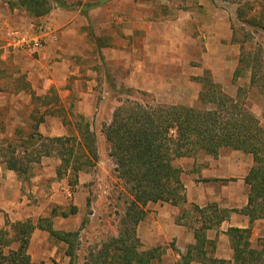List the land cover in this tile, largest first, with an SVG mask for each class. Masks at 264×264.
<instances>
[{
    "label": "rangeland",
    "instance_id": "obj_1",
    "mask_svg": "<svg viewBox=\"0 0 264 264\" xmlns=\"http://www.w3.org/2000/svg\"><path fill=\"white\" fill-rule=\"evenodd\" d=\"M149 4L146 12L152 22L167 25L170 22L169 26L174 28L172 30L165 25L167 28L162 31L167 34V42H162L165 43L162 51L168 54L169 73L176 71L179 77L181 72L184 77L174 91L166 94L156 92L146 97V92L128 81L132 63L123 58L107 63L106 59L110 56H107L106 49H102L100 53L91 50L73 62L72 75L59 79L60 82L49 85L40 78L32 83L35 90L31 89V93L14 97L0 94V169L5 167L2 156L9 155L13 148L19 155L26 154L24 157L28 155V158L37 159L41 155L26 174L12 177L13 184L17 185L15 193L20 196L19 203L24 205L15 212L34 223L38 218H50L54 229L78 233L74 241L75 259L71 260L65 255L67 246L64 243L36 232L29 248L31 257L38 263L84 264L89 253H95L124 229L131 228L132 224L125 222V213L134 197L133 192L126 182L127 178L117 170L110 157L103 135L104 126L110 123L115 108L134 107L143 102L154 106L191 107L201 112L213 110V105L199 101L197 93L202 85L193 80L207 74L224 94L234 98L236 109L246 108L264 130V0H151ZM19 15L29 20L25 12ZM116 43L122 52L125 39ZM149 50L153 60L155 51ZM241 58V73L234 79L233 74ZM13 67L9 63L4 66L6 74L16 72ZM155 67L153 62L149 65L150 69ZM252 73L256 74L255 84H251ZM114 85L118 90L114 89ZM42 116L49 117L47 121L52 122L58 117L63 137L76 138L74 143L65 145L67 150L64 153L68 154L72 149L71 158L77 160L65 176L57 175L60 160L55 150L50 156H44L46 149L55 145L47 140L39 141L40 146L38 144L32 152V141L28 137L35 129L37 136L42 134L46 137L41 135L43 139L52 138L35 128ZM86 128L87 133L84 132ZM88 134L95 136L96 158H89L91 154H88L83 139ZM22 141L26 142L23 147L20 145ZM199 155L197 152L193 158L195 162L199 160L197 162L204 170L205 157ZM240 155L242 162L247 161L250 166L251 157L239 152L237 156ZM184 160L190 164V159ZM5 180L8 181L7 175L0 174V185ZM234 185L217 186L215 193L203 196V200L227 206L231 198L239 200L238 196L245 193ZM3 193L4 188L1 187L0 195ZM175 208L171 211V216L177 213L174 225L167 223L164 203H150L144 208L145 215L136 232L138 250L159 248L153 264H179L181 258L178 253L187 255L188 247H191L190 264H229L214 258L219 247L230 249L232 254L234 252L225 233L228 224L201 231L211 242L195 248L194 234L203 225L204 218L200 217L196 207L194 210L191 208L187 200ZM72 209H75L74 213ZM63 211L67 213L66 217L62 216ZM242 222L243 218L236 216L231 223L242 226ZM222 236L224 242L219 240ZM248 242L250 247L247 251L261 252L259 257L254 256L257 258L254 263L264 264V221L252 225ZM111 261L115 263V260ZM184 263V259L180 261V264Z\"/></svg>",
    "mask_w": 264,
    "mask_h": 264
},
{
    "label": "trees",
    "instance_id": "obj_2",
    "mask_svg": "<svg viewBox=\"0 0 264 264\" xmlns=\"http://www.w3.org/2000/svg\"><path fill=\"white\" fill-rule=\"evenodd\" d=\"M53 3L63 9H71L78 5H66L65 0H14L9 4L11 8H18L37 21L35 27H38L41 25L39 20L52 10ZM242 60L241 58L234 72V79L240 76ZM4 66L5 64L0 60V91L8 93L27 91L29 83L26 77L6 74L7 70ZM250 80L251 84H255V73H252ZM144 95L149 97L147 93ZM199 101L213 105L214 109L201 112L191 107L154 106L143 102L137 103L134 107L119 106L114 109L110 123L104 126L103 135L110 149V157L117 170L127 178L126 182L133 192L134 197L128 203L125 213V222L132 225L130 231L124 229L118 237H113L104 243L98 251L89 253L84 264H153L159 248L149 251H139L137 248L136 232L144 218V208L150 203H168L176 206L186 202L184 185L180 179L181 170L174 165V161L191 157L200 150L216 155L221 148L230 147L252 156L253 166L245 179L249 186L248 204L240 213L247 215L250 223L264 218L263 128L246 108L236 109L234 98L224 94L220 86L211 80L206 79L202 83ZM34 131L28 137L32 141L30 145L32 152L39 141L47 140L55 145L50 149L47 148L44 156H50L55 150V155L60 160L57 175L65 176L70 166H74V162H77L75 158H71L72 149L68 154L64 153L67 150L65 145L74 143L76 138L49 140L43 139L41 135L37 136L36 129ZM84 132L87 133L88 128ZM83 139L88 154H91L89 158H96L95 136L88 134ZM25 144V141L20 143L21 147ZM24 155L26 154L19 155L17 149L13 148L9 155L2 156L6 168L14 171L18 177L26 174L30 165L38 162L41 157L39 155L37 159H33ZM71 212L74 213L75 209ZM216 212L214 210L211 214H207L208 217L203 216V225L200 230L195 231L197 242L195 248L202 247L203 243H206L201 231L219 225L223 220L224 214L218 217ZM62 216L66 217L67 214L63 213ZM35 228L45 230L57 241L65 243L66 255L71 260L75 259L73 252L74 241L78 237L77 232L55 231L50 221L42 219L37 226L30 220L16 223L5 221L4 228L0 229V264H34L27 254V247ZM249 231V229L237 228L228 230L234 250L233 264H255L256 257L261 253L256 250L247 251L250 247ZM13 242L18 243L17 248L5 252L4 249L10 248ZM190 251L182 256L184 264L190 261ZM255 255L257 256L254 257ZM111 260H115V263Z\"/></svg>",
    "mask_w": 264,
    "mask_h": 264
},
{
    "label": "crops",
    "instance_id": "obj_3",
    "mask_svg": "<svg viewBox=\"0 0 264 264\" xmlns=\"http://www.w3.org/2000/svg\"><path fill=\"white\" fill-rule=\"evenodd\" d=\"M11 1L14 0H0V60L5 64V67L8 63L11 64L12 67H15H13V69L16 72L13 74L11 73L14 77L20 75L27 77L26 80L29 83V89L17 93L0 91V94L14 97V95L31 93L32 90H35L32 83L40 78L44 79L49 85L60 82L59 79H66L72 75V71L74 70L71 65L73 62L79 60L91 50H97V52L100 53L102 49H106L107 56H110L109 59H106L107 63L117 61L120 58L126 59L125 61L127 63L131 62V68L133 69H129L128 81L135 86V88L143 90L147 94L155 95L156 92L160 94H166V92L170 93L177 89L179 82L184 79L181 72L179 77L176 71L172 74L169 73V61H167L168 54L162 51L165 44L162 42H167V36H165L167 34L162 31L166 30L171 23L169 22L167 25L162 22H152L149 14L146 12L150 8L149 3L151 0H65L66 5L69 6L78 4L71 9H63L53 3V8L50 13L39 20L41 24L46 26L48 31L45 47L40 51L30 52L14 49L11 46V34L14 30H19L25 33L26 36L32 37L38 33L35 29L37 21H34L30 17H28L29 20H26L24 17L20 16L19 13H24V11L18 8H11L9 4ZM169 27L174 30L171 25ZM101 38H103V42ZM123 39H125V43L121 46L122 52H120V48L116 45V42ZM171 47H173V45ZM149 48L155 51L153 60L150 59L152 55H149ZM152 62L156 67L150 69L149 65L152 64ZM174 63L177 65L176 61H174ZM191 78H189V80H191ZM206 79L214 82L207 74L194 77L193 80L202 85ZM114 89L118 90V87L114 85ZM199 92L197 93L198 99ZM15 107L18 108L17 106ZM44 118L45 117L42 116V120L37 124V129L39 128L42 133L52 138H65L63 137V127L58 121V117H55L53 122L47 121L49 117H46L44 122ZM239 152L241 151L233 150L230 147L221 148L216 155L208 154L202 150L198 151V153L201 154L199 156L205 157L204 160L206 163L204 164V170H201L202 165L197 162L199 160L196 159L195 162V158H193L197 152L191 157H183L174 161V165L181 170L180 179L184 185L186 200L190 203L191 208L194 210L196 207L200 217L207 216V214H211L214 210L217 211L215 214L218 215V217L224 214V218L219 225L212 226L206 230L218 227L222 228L224 224H228L225 233L229 237L230 243L231 238L228 234L230 228L249 229L250 235L252 225L257 221H264L263 218L250 223L249 217L244 213H240L248 204L249 186L245 182V179L253 166V158L250 154L241 152L251 157L250 161L252 163L249 162L250 166H248L247 161L242 162L241 155L240 157L237 156ZM186 158L190 159V164L184 160ZM4 166V169H0V174H6L8 181L5 180L4 183L0 185V189L1 187L4 188L3 195H0V214L3 215L2 219L0 218V229L4 228L5 221L16 223L30 220L32 222L29 218H22L21 213L18 214V212H15V210L24 206L19 203L20 196L18 193H15L17 185L15 186L12 181V177L18 176L14 171L8 170L6 165ZM224 184L230 186L231 184H235L234 186L240 189V191L242 189L244 190L245 193L238 196L240 201L231 198V203L222 207L218 204L211 202L207 203V201L203 200V196L206 195L207 197L215 193L214 188L217 186L224 188ZM176 206L164 203V212H167L168 217L167 223H171L172 225L175 223L174 217L177 213L171 216V211L176 209ZM226 207H228V209ZM54 210L56 211V209ZM54 210L52 216L55 214ZM63 212L67 214L65 211ZM7 214L10 216H7ZM236 216H241L243 218L242 226L231 223L236 219ZM41 219L50 221L53 230L58 231L54 229L50 218H38L36 222H32V224L37 226ZM199 228L197 230H199ZM36 232L40 235L46 234V238L51 237L54 240L56 239L47 231L38 228H35L30 236L27 254L32 263L44 264L34 261L31 257L29 246ZM203 235L206 243L211 242L208 241L204 233ZM219 240L224 242V236L220 237ZM17 246L18 243L13 242L10 248H5L4 251L7 252L8 249H16ZM190 248L188 247V251ZM178 255H180L181 258L178 261L180 264V261L183 260L182 256L185 255L182 253H178ZM191 257L190 255V258ZM233 257L234 252L232 254L230 249L226 250L219 247L217 248L214 258L221 260V262L223 260L229 264H233ZM190 262H192V260H190L188 264H190Z\"/></svg>",
    "mask_w": 264,
    "mask_h": 264
},
{
    "label": "built area",
    "instance_id": "obj_4",
    "mask_svg": "<svg viewBox=\"0 0 264 264\" xmlns=\"http://www.w3.org/2000/svg\"><path fill=\"white\" fill-rule=\"evenodd\" d=\"M35 29L38 33L32 37L26 36L25 33L19 30H14L11 34V46L16 50L27 52L42 50L46 44L48 31L43 24L35 27Z\"/></svg>",
    "mask_w": 264,
    "mask_h": 264
}]
</instances>
